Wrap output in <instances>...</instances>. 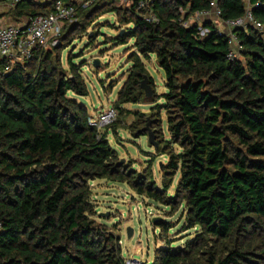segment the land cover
<instances>
[{
    "label": "trees",
    "instance_id": "obj_1",
    "mask_svg": "<svg viewBox=\"0 0 264 264\" xmlns=\"http://www.w3.org/2000/svg\"><path fill=\"white\" fill-rule=\"evenodd\" d=\"M55 1L23 0L13 18L48 15ZM85 1L57 47L36 50L8 73L0 67V264H124L117 237L94 219L89 184L97 179L126 184L171 216L182 208L183 230L195 229L194 237L182 247L167 242L151 264H264V0H250L263 29L235 31L241 51L232 61L227 37L213 24H204L209 33L202 38L198 25L185 26L210 10V0H152L154 21L138 10L139 0ZM217 8L225 20L245 12L242 0H218ZM105 14L126 26L114 45H132L113 104L116 121L98 133L86 108L69 97L88 96L80 67L70 56L65 70L60 55L73 34ZM150 55L164 74L161 95L143 63ZM144 77L149 98L140 87ZM150 102L153 111L134 113L130 131L137 139L150 129L156 150L168 157L161 188L148 172L121 162L105 133L117 128L121 106ZM155 227L162 238L172 228L161 220Z\"/></svg>",
    "mask_w": 264,
    "mask_h": 264
},
{
    "label": "rangeland",
    "instance_id": "obj_2",
    "mask_svg": "<svg viewBox=\"0 0 264 264\" xmlns=\"http://www.w3.org/2000/svg\"><path fill=\"white\" fill-rule=\"evenodd\" d=\"M117 1L121 3V6L129 4V0ZM75 3L80 6L83 0H75ZM77 20L76 18L65 27L77 23ZM202 21L203 19H197L192 15L188 19V24L197 22L201 24ZM217 23L219 25V21ZM125 28L126 26L117 23L114 14H105L83 31L73 34L69 47L61 52L60 63L65 70L68 69L66 59L70 56L74 65L80 67L88 96L81 98L70 94L69 97L83 105L89 116H95L96 113L113 107L117 92L128 75L130 63H127V55L131 51L132 42L123 46H115L112 42V39ZM95 60H98L97 68L93 67ZM143 63L153 79L156 93L158 95L165 93L164 74L158 67L155 56L150 55L148 59L143 60ZM156 104L160 105L162 101ZM153 106L154 103L151 102L121 106L123 113L117 128H110L105 133L108 143L116 151L120 160L130 164L132 170L136 172L143 171L151 174L156 186L161 188V167L167 164L168 157L162 154L161 148L156 150L150 146L146 136L136 139L130 131V126L135 122L134 113L149 114L153 111L151 109ZM160 118L163 122L164 136L168 138L163 112ZM178 179L179 174L175 176L168 190L169 195L174 194ZM89 185L90 199L96 212L94 219L106 226L117 237L121 257L125 260L151 264L156 249L166 247L167 242L172 247H182L195 235V229L183 230L182 208L171 216L170 209L140 197L126 184L97 179ZM154 220H157L156 223L161 220L171 224L172 228L164 238L155 227ZM128 228L132 231L130 238L127 237Z\"/></svg>",
    "mask_w": 264,
    "mask_h": 264
},
{
    "label": "built area",
    "instance_id": "obj_3",
    "mask_svg": "<svg viewBox=\"0 0 264 264\" xmlns=\"http://www.w3.org/2000/svg\"><path fill=\"white\" fill-rule=\"evenodd\" d=\"M23 0H0V4L7 6L13 10ZM152 0H139L138 10H147V20H153L150 4ZM218 0H210V10L197 12L194 16L197 19H203L200 23L188 24L185 26L198 25L200 37H205L209 30L204 28V24L209 23L217 29L220 35H224L228 39L229 51L227 58L236 60L241 51L240 44L237 41L235 31L245 29L251 26L258 31L263 26L257 22L252 14V6L250 0H242L245 4L244 15L236 19H221L220 12L217 8ZM92 0H86L84 5H89ZM75 2H67L65 0H56L53 4V11L48 15H39L30 17L25 22L18 25H1L0 26V67L3 66V73H8L11 68L17 64L23 65L32 59L36 50H46L50 47H56L65 24H69L76 20ZM219 21V25H217ZM217 23V24H216ZM117 118L116 109L109 108L106 111L96 113L90 116L89 125L97 130L98 133L109 128ZM1 230V223H0ZM124 264H139L138 261L125 260Z\"/></svg>",
    "mask_w": 264,
    "mask_h": 264
},
{
    "label": "water",
    "instance_id": "obj_4",
    "mask_svg": "<svg viewBox=\"0 0 264 264\" xmlns=\"http://www.w3.org/2000/svg\"><path fill=\"white\" fill-rule=\"evenodd\" d=\"M122 33V32H121ZM93 67L97 68L98 67V60H95L93 62ZM140 87L142 89V91L144 92V96L146 98L151 97L152 95V89L151 87L148 85V79L147 77H144V79L142 80ZM144 132H146V138H147V142L150 146H152L154 149H156L158 147V144L155 142V137L154 134L152 133V131L148 128H144ZM121 162H123V160H121ZM157 220H154L153 223H156ZM131 229L128 228L127 230V237L130 238L131 236Z\"/></svg>",
    "mask_w": 264,
    "mask_h": 264
},
{
    "label": "crops",
    "instance_id": "obj_5",
    "mask_svg": "<svg viewBox=\"0 0 264 264\" xmlns=\"http://www.w3.org/2000/svg\"><path fill=\"white\" fill-rule=\"evenodd\" d=\"M27 1H31L35 4H46L51 2L52 0H27ZM72 2L75 0H71ZM24 19H22L23 21ZM23 23V22H21ZM19 21L14 20L13 18V14H12V10L9 9L7 6L0 4V26L1 25H18L21 24Z\"/></svg>",
    "mask_w": 264,
    "mask_h": 264
}]
</instances>
